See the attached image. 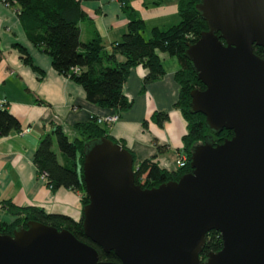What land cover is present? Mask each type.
Segmentation results:
<instances>
[{
    "label": "water",
    "instance_id": "1",
    "mask_svg": "<svg viewBox=\"0 0 264 264\" xmlns=\"http://www.w3.org/2000/svg\"><path fill=\"white\" fill-rule=\"evenodd\" d=\"M195 8L206 29L184 54L204 87L189 91V111L210 132L190 147V171L141 188L119 142L101 136L82 147L83 234L120 264H264V55L253 52L264 51V0ZM223 128L232 135L218 142L212 133ZM211 229L221 247L201 261ZM0 264L114 263L66 228L29 219L0 233Z\"/></svg>",
    "mask_w": 264,
    "mask_h": 264
},
{
    "label": "trees",
    "instance_id": "2",
    "mask_svg": "<svg viewBox=\"0 0 264 264\" xmlns=\"http://www.w3.org/2000/svg\"><path fill=\"white\" fill-rule=\"evenodd\" d=\"M81 1L91 0H2L7 6L14 8L28 40L50 57L51 67L58 74L81 85L89 102L112 108L116 114L129 106V101L122 92V84L133 66L141 64L146 69L142 81L147 83L158 79L164 73L159 51L175 56L179 68L174 72V79L179 89L174 106L180 110L186 121V132L181 137L184 165L167 170L159 167L153 157L144 158L133 167V178L141 188H150L167 180L177 179L181 174L190 171V147L201 142L210 132L204 123V115L189 111V91L193 88L202 89L204 86L196 78L191 62L184 54L187 43L194 42L200 31L206 29L205 21L195 8L200 0H177L179 21L165 29L152 27L147 37L143 35L144 21L131 7L130 0H117L127 18L126 28L121 38L107 48L96 33L88 40H80L79 22L87 18L80 7ZM221 41L223 42L222 39ZM12 46L18 50L23 63L38 69L23 46L19 43H13ZM253 52L260 57L264 55L262 47L257 45H253ZM1 55L0 49V58ZM117 55H121L123 60L118 61ZM152 118L160 125L167 116L163 112H155ZM74 128L78 136L70 139L60 125H51L40 136L32 154V163L38 175L46 174V183L51 190L64 187L77 191L83 205L88 201L81 172L84 142L101 136L117 140L108 135L105 125L96 122V116L86 122L76 123ZM19 129L17 118L5 104H0V137ZM231 135L232 131L225 128L218 133H212V137L218 142ZM117 142L126 147L122 141ZM54 144L61 161L52 148ZM128 151L130 152L129 149ZM130 154L133 158L131 152ZM2 215L12 219L8 222L0 219V233H11L13 227L24 225L29 219L57 229L66 228L78 240L94 247L100 260L120 264L113 251L104 252L83 234L81 217L73 220L63 214L47 213L33 205L17 206L9 199L0 202V217ZM220 247L221 237L218 231H207L199 258Z\"/></svg>",
    "mask_w": 264,
    "mask_h": 264
},
{
    "label": "crops",
    "instance_id": "3",
    "mask_svg": "<svg viewBox=\"0 0 264 264\" xmlns=\"http://www.w3.org/2000/svg\"><path fill=\"white\" fill-rule=\"evenodd\" d=\"M130 5L144 21L145 37L152 27L165 29L179 21L177 0H130ZM80 7L87 17L79 22L81 41L96 33L107 48L121 38L127 18L119 1H81ZM13 43L26 49L37 70L22 62ZM0 49V104H5L17 118L20 129L29 127L25 133L10 131L0 137V202L9 199L17 206L33 205L47 213L79 220L82 216L79 192L64 187L51 190L36 173L33 151L40 136L53 124L60 125L72 139L78 136L76 123L116 112L89 102L81 85L58 74L51 67L50 57L28 40L14 8L2 0ZM158 56L164 73L144 83L146 69L141 64L133 66L122 84L129 106L120 110L115 121L102 125L107 127L110 137L122 141L130 150L134 166L153 157L159 167L174 170L175 160L185 157L181 137L186 132V121L174 106L179 89L174 72L179 66L175 56L162 51ZM117 60L123 57L117 55ZM155 112L167 116L160 125L152 118ZM57 157L61 161L60 154ZM0 219L8 222L12 218L2 215Z\"/></svg>",
    "mask_w": 264,
    "mask_h": 264
},
{
    "label": "built area",
    "instance_id": "4",
    "mask_svg": "<svg viewBox=\"0 0 264 264\" xmlns=\"http://www.w3.org/2000/svg\"><path fill=\"white\" fill-rule=\"evenodd\" d=\"M117 114L116 113H113V114H110V115H105V116H102V117H96V122L97 123H100V124H110L112 123L113 121H115L117 119ZM29 131V127H23L19 130H17L16 132L17 133H25ZM184 161H185V157L183 158H177L175 160V164H176V167H181L184 165ZM41 179H45L46 180V174L45 173H40L38 175Z\"/></svg>",
    "mask_w": 264,
    "mask_h": 264
},
{
    "label": "rangeland",
    "instance_id": "5",
    "mask_svg": "<svg viewBox=\"0 0 264 264\" xmlns=\"http://www.w3.org/2000/svg\"><path fill=\"white\" fill-rule=\"evenodd\" d=\"M52 148H53V150H54L57 154H59L58 149H57V146H56L55 144L53 145Z\"/></svg>",
    "mask_w": 264,
    "mask_h": 264
},
{
    "label": "flooded vegetation",
    "instance_id": "6",
    "mask_svg": "<svg viewBox=\"0 0 264 264\" xmlns=\"http://www.w3.org/2000/svg\"><path fill=\"white\" fill-rule=\"evenodd\" d=\"M205 257H206V256H205ZM205 257L200 258V260H201V261H204V260L206 259Z\"/></svg>",
    "mask_w": 264,
    "mask_h": 264
}]
</instances>
